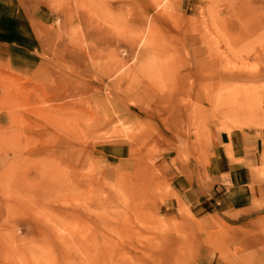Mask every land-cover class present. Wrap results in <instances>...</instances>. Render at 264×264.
<instances>
[{"label":"rangeland","instance_id":"rangeland-1","mask_svg":"<svg viewBox=\"0 0 264 264\" xmlns=\"http://www.w3.org/2000/svg\"><path fill=\"white\" fill-rule=\"evenodd\" d=\"M12 3L0 264H264V0Z\"/></svg>","mask_w":264,"mask_h":264},{"label":"crops","instance_id":"crops-1","mask_svg":"<svg viewBox=\"0 0 264 264\" xmlns=\"http://www.w3.org/2000/svg\"><path fill=\"white\" fill-rule=\"evenodd\" d=\"M19 4H13L12 0H0V43L4 42V38L8 37L11 40H14L15 37H18V31L20 28V17H18V12L20 9L18 8ZM18 34V35H17ZM228 158L227 148L224 144H220L217 147V159L225 160ZM230 166L232 164H229ZM246 171L243 169H238L235 171V175L233 178L236 179V183L232 181H227L223 184H228L223 188L224 193L230 194V196H234L237 191V185L240 187L241 183L245 182ZM236 184V185H235ZM242 189V188H241ZM240 190V189H238ZM248 190V189H247ZM249 191V190H248ZM229 196V195H228ZM229 196V197H230ZM264 196V187L261 184H256L253 187V197L260 198Z\"/></svg>","mask_w":264,"mask_h":264},{"label":"bare ground","instance_id":"bare-ground-1","mask_svg":"<svg viewBox=\"0 0 264 264\" xmlns=\"http://www.w3.org/2000/svg\"><path fill=\"white\" fill-rule=\"evenodd\" d=\"M232 8V6H230ZM232 10V9H231ZM258 24V23H257ZM247 27V26H246ZM256 27V26H255ZM247 33V32H246Z\"/></svg>","mask_w":264,"mask_h":264}]
</instances>
